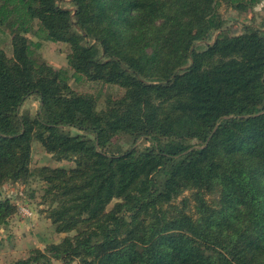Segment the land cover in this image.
<instances>
[{
	"label": "trees",
	"instance_id": "16d2710c",
	"mask_svg": "<svg viewBox=\"0 0 264 264\" xmlns=\"http://www.w3.org/2000/svg\"><path fill=\"white\" fill-rule=\"evenodd\" d=\"M261 1L0 0V186L39 176L66 233L13 264H264V28L219 10ZM33 140L74 165L32 169ZM16 210L0 196V228Z\"/></svg>",
	"mask_w": 264,
	"mask_h": 264
},
{
	"label": "rangeland",
	"instance_id": "374dc122",
	"mask_svg": "<svg viewBox=\"0 0 264 264\" xmlns=\"http://www.w3.org/2000/svg\"><path fill=\"white\" fill-rule=\"evenodd\" d=\"M67 6H71L68 2ZM224 18V31L228 33H242L252 26L264 28V0L254 6L246 13L237 12L233 9H227L221 6L219 9ZM215 33L211 35V42ZM1 46L7 54L10 52V39L8 34L0 33ZM69 51L68 45L62 42L44 41L39 50L41 56L54 67L67 65L66 54ZM71 85L79 90H86L99 95L100 103L107 92H118L116 86L102 85L98 82H81L77 84L71 81ZM39 104L35 95L29 96L23 103V109H27L31 114L35 112ZM72 134L79 132L78 129L70 127ZM119 142L123 148L129 145V141L122 137ZM143 143L137 141L136 144ZM144 143H149L145 141ZM191 144L198 145V141L193 139ZM30 167L35 169L42 165L51 167L69 168L74 165L71 159H54L50 153L35 140L32 141ZM44 182L39 176L33 175L15 184L4 183L0 186V196L10 197L12 201L18 204H27L32 214L30 216H18L15 212L8 221V226L0 228V264H13V262L28 254L31 248L38 247L43 249L49 243H60L61 238L66 233H59L54 230L53 225L46 218L44 211L47 206L43 203ZM110 206V205H109ZM17 211V210H16ZM20 223V224H19ZM71 232L70 234H72ZM58 259H53L57 263Z\"/></svg>",
	"mask_w": 264,
	"mask_h": 264
},
{
	"label": "built area",
	"instance_id": "2783aa9c",
	"mask_svg": "<svg viewBox=\"0 0 264 264\" xmlns=\"http://www.w3.org/2000/svg\"><path fill=\"white\" fill-rule=\"evenodd\" d=\"M17 214L18 216H30L32 214V211L30 207L27 204H18L17 203Z\"/></svg>",
	"mask_w": 264,
	"mask_h": 264
},
{
	"label": "water",
	"instance_id": "95a60500",
	"mask_svg": "<svg viewBox=\"0 0 264 264\" xmlns=\"http://www.w3.org/2000/svg\"><path fill=\"white\" fill-rule=\"evenodd\" d=\"M263 111H264V110H261V111L255 113L254 115L260 114V113H262ZM254 115H253V116H254Z\"/></svg>",
	"mask_w": 264,
	"mask_h": 264
},
{
	"label": "crops",
	"instance_id": "0c3cea01",
	"mask_svg": "<svg viewBox=\"0 0 264 264\" xmlns=\"http://www.w3.org/2000/svg\"><path fill=\"white\" fill-rule=\"evenodd\" d=\"M10 219V218H9ZM9 219H8V221H9ZM8 224V223H7ZM20 224V223H19ZM8 226V225H7ZM1 229H3V228H1Z\"/></svg>",
	"mask_w": 264,
	"mask_h": 264
}]
</instances>
